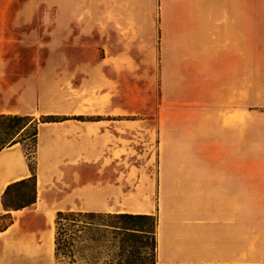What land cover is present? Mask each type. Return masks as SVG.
<instances>
[{
	"label": "crops",
	"instance_id": "obj_1",
	"mask_svg": "<svg viewBox=\"0 0 264 264\" xmlns=\"http://www.w3.org/2000/svg\"><path fill=\"white\" fill-rule=\"evenodd\" d=\"M47 2L60 10L56 25L64 26V50L79 44L75 43L74 27L78 42L92 35L94 47L103 53L93 64L79 62L75 66L87 68L85 83L92 86L95 98L108 106L94 111L95 120L90 123L79 119L86 116L81 110L68 113L69 118L61 122L39 123L36 199L26 208L7 211L2 201L8 185L30 177L23 145H7L0 151V222H8L4 229L0 228V264H53V232L49 225L57 212L151 214L146 210L128 212L119 208L124 195L135 194L132 186L124 183L119 186L117 166L124 155L116 156L115 143L119 136L118 120H127L118 111V83L130 77L135 52H166L169 47L166 40L171 36L174 61L179 67L195 69L190 74H177L180 80L183 78L184 88L194 92L196 84L204 83L205 92H213V97L221 93L220 98L224 99L239 100L245 93L247 60L250 63L253 60L255 67L264 66V44L259 32L261 12L247 11L246 0ZM253 2L260 4L261 0ZM250 19H254L252 55L247 49ZM261 71L264 73V69ZM70 72L68 69V75H64L69 82L73 77ZM3 75L0 71V77ZM0 98V114H6L5 91H0ZM7 113L33 116L23 108ZM32 118L35 120L36 116ZM121 127L127 130L133 125ZM197 171L201 176L204 170L197 167ZM167 172L163 171V175L160 172V178H166ZM197 184L185 191L160 183L156 264H264V260L246 258L245 218L240 217V213H245V193L237 188L226 190L208 183ZM182 193L197 194L200 198L187 207L184 204L188 200L179 197ZM177 200L184 204L177 205Z\"/></svg>",
	"mask_w": 264,
	"mask_h": 264
},
{
	"label": "rangeland",
	"instance_id": "obj_2",
	"mask_svg": "<svg viewBox=\"0 0 264 264\" xmlns=\"http://www.w3.org/2000/svg\"><path fill=\"white\" fill-rule=\"evenodd\" d=\"M246 6L251 13L261 12L259 32L264 44V0L260 4L246 0ZM59 12L47 0H0V71L4 73L0 91L6 92L4 115H13L7 112L23 108L36 116L34 120L33 116L17 114L29 117L35 125H29V137L20 142L29 170L34 173L36 137L32 134L35 129L37 133L39 123L61 122L75 110L86 113L79 119L90 123L95 120L94 111L108 106L100 103L92 86L85 83L87 68L75 66L79 62L93 64L103 53L94 47L92 35L78 42L74 27L75 43L79 44L64 50V26L56 25ZM248 21L251 24L247 25V49L252 55L254 19ZM170 38L166 40L168 50L162 51L165 57L160 50L135 52L130 77L118 83V111L127 118L118 120L119 136L115 140L116 156L124 155L118 160V183L132 186L135 192L134 197L124 195L119 208L128 212L151 211L149 215L154 220L153 237L140 239L143 248L135 255L139 258L136 263L156 264L160 186L187 191L197 187V182L245 193V213H240V217L245 218L246 258L264 260V66L255 67L253 60H247L245 93L239 100L220 98L221 93L213 97V92H205L204 83L196 84V90L190 92L177 74H190L195 69L178 66ZM68 69L73 76L70 82L64 80ZM1 103L0 98V110ZM126 124L133 127L125 130L121 126ZM197 167L204 170L201 176ZM177 170L186 173L179 174ZM163 171H169L164 179L159 176ZM13 193L14 190L10 196ZM179 197L188 202L185 205L177 200V205L191 207L200 195L182 193ZM56 215L49 225L53 253ZM6 222L1 221L0 228ZM115 222L108 216L63 217L59 222L60 249L53 264L117 262L119 247L126 238L114 227Z\"/></svg>",
	"mask_w": 264,
	"mask_h": 264
},
{
	"label": "trees",
	"instance_id": "obj_3",
	"mask_svg": "<svg viewBox=\"0 0 264 264\" xmlns=\"http://www.w3.org/2000/svg\"><path fill=\"white\" fill-rule=\"evenodd\" d=\"M30 122L31 119L27 116L0 114V151L7 145L11 146L15 143L25 141L29 137L27 134L29 125L35 128V125ZM36 135L35 129L32 136L36 137ZM35 187L36 176L32 170L30 171V177L8 185L2 196L5 210H20L32 205L36 199ZM12 190H14V193L10 196ZM74 214H77V216H108L113 218L116 221L115 225H117L114 227L126 238L119 247V253L117 254L118 259L114 264H140V262L136 263L139 258L137 259L138 256H135L139 253L138 250L140 251L143 248V246L139 245L140 239L148 236L153 237L154 233V220L150 215L57 212L55 220L56 230L54 234V257L56 260L61 241L59 222L63 217L67 219V216H74ZM5 227L6 225L2 229ZM109 264H113V262L111 261ZM150 264H153V262H150Z\"/></svg>",
	"mask_w": 264,
	"mask_h": 264
}]
</instances>
